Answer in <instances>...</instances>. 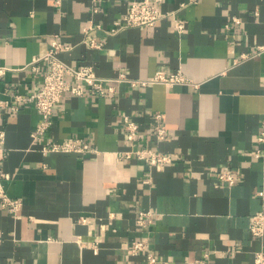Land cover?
<instances>
[{"label":"crops","instance_id":"crops-1","mask_svg":"<svg viewBox=\"0 0 264 264\" xmlns=\"http://www.w3.org/2000/svg\"><path fill=\"white\" fill-rule=\"evenodd\" d=\"M133 1L0 0V65L8 68L0 96L17 107H6L1 118L0 168L9 177L0 182L20 201L16 212L0 202V264H146L144 254L130 252L140 238L159 264H252L264 250V237L249 229L264 188V153H254L264 152V54L235 61L264 44V0H155L163 16L154 26L108 33ZM175 18L184 21L182 32ZM90 22L99 25L91 34L101 48L82 41ZM54 37L70 46L62 59L91 64L105 78L181 71L193 83L124 81L104 96L66 92L53 125L34 139L40 114L14 96L40 88L46 63L34 60ZM125 118L137 125L132 138ZM67 138L97 151L41 150L46 140ZM139 148L175 157L150 165L136 156ZM221 172L236 181L221 180ZM140 209L152 212L146 228L136 222Z\"/></svg>","mask_w":264,"mask_h":264},{"label":"built area","instance_id":"built-area-1","mask_svg":"<svg viewBox=\"0 0 264 264\" xmlns=\"http://www.w3.org/2000/svg\"><path fill=\"white\" fill-rule=\"evenodd\" d=\"M191 1L197 2L198 0ZM92 11L97 12L98 8L93 6ZM162 16L163 13L155 0H135L129 4L128 10L124 15L112 23L111 27L107 29V32L113 34L126 27L154 26ZM231 21L234 23H240V18L237 16H231ZM229 25L230 23L227 22L226 26L229 27ZM95 26L99 25H94L90 22L83 26L82 41L92 48H101L103 43L91 34V30H93ZM174 26L178 32H182L185 28L184 21L179 18H175ZM68 48H70V46L61 44L59 40L54 37L51 47L45 52V54L38 56L34 60L35 62L43 60L46 63L43 82L40 88L26 96L22 94H16L14 96L18 101L33 103L40 114V119L32 130V136L34 139L40 138L46 134L47 130L53 125L54 107L66 92H69L74 96H82L84 94L104 96L115 91V83L124 81L130 82L133 86L148 85L155 82H162L169 86L177 83H193V81L186 77L181 71L166 74L162 70H159L152 77L139 79L129 78L125 73L121 72L116 77L105 78L98 75L95 67L91 64H74L73 62L62 59L59 54ZM261 54H264V44H258L251 52H242L235 61ZM32 68L34 70L40 69L37 64H33ZM7 69V66L0 65V76H2ZM2 91L3 90H0V93ZM6 91L7 89H5V92ZM10 106V101L0 96V158L5 156L4 149L1 147V144L5 139V130L1 127V118L3 110ZM11 109H17V107L11 106ZM155 116L157 119V124L155 126L156 135L163 139L166 137V129L159 123L161 115L156 114ZM125 122L127 128L130 130L129 137L132 138L137 125L127 118H125ZM258 139L264 141V128L260 131ZM41 150L43 152L53 153L76 152L82 154L85 152L97 151V148L80 138H67L60 142L46 140L41 144ZM135 153L138 158L146 160L150 165L169 164L175 157V154L172 152H162L153 148H139L135 150ZM254 153L256 156H261L264 152L261 149H255ZM8 177L9 175L0 168V180ZM219 178L228 181L230 184H233L237 179L234 174L229 172H221ZM149 181V179H146V182ZM258 196L262 203V209L251 215L249 229L253 237L262 240L264 237V188L259 190ZM0 202L1 206L6 207L13 212H16L20 206L19 199L8 196L3 189L1 182ZM152 221L151 211L140 209L137 212L136 222L140 228L148 227ZM130 252L133 255L144 254L146 257V264L160 263L159 258L156 254L151 252L148 241L144 238L134 240L130 245ZM192 264H204V259H197ZM252 264H264L263 248L256 250Z\"/></svg>","mask_w":264,"mask_h":264}]
</instances>
